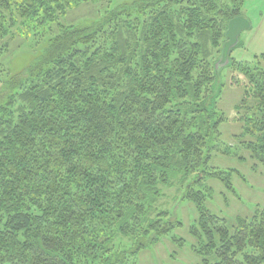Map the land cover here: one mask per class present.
<instances>
[{
  "label": "trees",
  "instance_id": "16d2710c",
  "mask_svg": "<svg viewBox=\"0 0 264 264\" xmlns=\"http://www.w3.org/2000/svg\"><path fill=\"white\" fill-rule=\"evenodd\" d=\"M244 2L0 0V264H134L182 226L158 207L180 177L202 263L264 264V205L230 219L204 184L237 194L241 173L211 165L233 154L227 121L264 169V54L245 63L232 57L240 41L231 49L224 67L243 94L234 118L218 108L217 64ZM85 5L97 6L91 21L66 20ZM26 25L40 51L13 73L5 61Z\"/></svg>",
  "mask_w": 264,
  "mask_h": 264
},
{
  "label": "rangeland",
  "instance_id": "374dc122",
  "mask_svg": "<svg viewBox=\"0 0 264 264\" xmlns=\"http://www.w3.org/2000/svg\"><path fill=\"white\" fill-rule=\"evenodd\" d=\"M124 1L131 0H113V4ZM93 10L91 12L92 7L85 5L76 10L74 14L69 12L65 19L85 23L93 19L97 6H93ZM242 13V16L250 23V27L244 28L240 33V42L232 51V57L239 62L248 63L254 60L255 55L264 54V0H245ZM66 20L62 21L67 24ZM38 28L42 30L41 27ZM47 30L45 29V33ZM17 32L19 42H14L16 49L5 61V65L13 73L20 71L32 56L39 53L40 47L36 41L42 33L36 30V34L33 36V27L29 28L28 25L21 26ZM47 36L45 34V37ZM232 73L230 67L224 66L219 73V81L224 83V88L218 99V108L229 118L236 116L235 106L240 102L243 94L242 87L234 83V79L232 81ZM238 79L240 82L245 81L244 76L240 73ZM241 129V123L233 120L221 125L223 139L228 144L234 145L235 148L233 147L232 155L216 153L211 160L212 166L234 168L241 173L240 176L234 174L232 177L237 194L229 191L219 180L207 178L204 182L205 185H210L214 189V195L207 202V206L212 211L230 219L238 215L251 217L258 206L264 205V169L252 159L248 150L239 148L240 142L236 135L240 134ZM190 180L191 177L189 180L182 181L180 177V180L174 182L171 187L162 186L164 195L159 200L158 207L169 210V218L174 221L180 220L183 224L164 237L161 242L140 253L134 264H203L202 257L192 249L195 242L189 234V229L198 217V213L195 205L183 198L184 189ZM173 235L183 237V244L174 242Z\"/></svg>",
  "mask_w": 264,
  "mask_h": 264
},
{
  "label": "water",
  "instance_id": "95a60500",
  "mask_svg": "<svg viewBox=\"0 0 264 264\" xmlns=\"http://www.w3.org/2000/svg\"><path fill=\"white\" fill-rule=\"evenodd\" d=\"M250 27V23L244 16H237L229 21L226 31L227 41L223 45L222 57L217 67H223L229 62V53L239 42L240 33L244 28Z\"/></svg>",
  "mask_w": 264,
  "mask_h": 264
}]
</instances>
